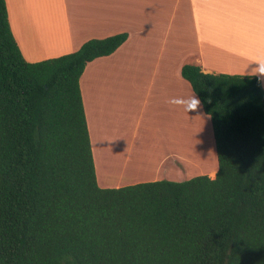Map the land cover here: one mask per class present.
Here are the masks:
<instances>
[{"label":"trees","instance_id":"obj_1","mask_svg":"<svg viewBox=\"0 0 264 264\" xmlns=\"http://www.w3.org/2000/svg\"><path fill=\"white\" fill-rule=\"evenodd\" d=\"M127 33L26 60L0 0V264H264V86L186 64L218 171L102 188L81 78Z\"/></svg>","mask_w":264,"mask_h":264},{"label":"crops","instance_id":"obj_2","mask_svg":"<svg viewBox=\"0 0 264 264\" xmlns=\"http://www.w3.org/2000/svg\"><path fill=\"white\" fill-rule=\"evenodd\" d=\"M20 2L48 59L74 53L91 39L129 35L113 55L88 64L81 78L100 187L186 181V143L179 148L176 136L187 128L188 112L168 100L195 94L182 77L186 64L209 74L243 72L249 63L247 55L256 53L255 42L227 35L226 10L221 7L242 0H59L58 12L51 0H7L12 31L26 60L32 62L13 28ZM129 60L136 65L127 76L134 85L118 113L112 90L96 92L94 80L104 66L124 65ZM107 80L114 78L108 75ZM197 110L204 115L201 104ZM208 143L216 150L214 131ZM188 155L192 154L188 151ZM209 165L208 171L198 174L216 176L218 163Z\"/></svg>","mask_w":264,"mask_h":264},{"label":"rangeland","instance_id":"obj_3","mask_svg":"<svg viewBox=\"0 0 264 264\" xmlns=\"http://www.w3.org/2000/svg\"><path fill=\"white\" fill-rule=\"evenodd\" d=\"M51 2L54 4L55 12H58L57 10L60 9L59 0H51ZM19 7L20 13L15 16L17 18L16 23L15 21H13V28L16 29L17 37L27 55V58L32 62H41L47 60L49 55L47 54V51L44 50L45 48L43 49L36 40L35 32L33 31L30 24L31 19L26 16L27 14L24 11L22 2H20ZM63 53L67 54L68 52ZM129 62L130 63L124 65L113 64V67L104 66V69H102L98 73L97 66V68L94 70V73H97L96 75H99V77L94 80V90L96 92L102 90V88L112 90V93L114 95L112 100L117 102L115 104V107L118 113L120 112L122 100L123 102L127 100L129 89L133 88L134 85L132 81L130 84V80L127 76L129 75L131 70L136 67V65L134 64V61L132 62L129 60ZM108 75L114 78V81H108ZM182 131V134L178 133L176 136V144L179 148H182L186 143V146L183 147L187 151V156L183 157V160L186 164L184 175L188 178L187 180H189L197 176H201V174H198L199 170L208 171L210 168V163H213V165L214 162L218 163V157L216 153H213L214 151H216L213 144L208 143L210 132L213 136V127L209 117L205 113L204 115H201L197 109L195 111H190L188 113V126L187 128H185V130ZM181 143L183 144V146L180 145ZM189 147L191 148V150L189 149ZM188 151L192 155L189 156ZM207 165H209V167H207ZM215 177L216 176H212L211 178Z\"/></svg>","mask_w":264,"mask_h":264},{"label":"clouds","instance_id":"obj_4","mask_svg":"<svg viewBox=\"0 0 264 264\" xmlns=\"http://www.w3.org/2000/svg\"><path fill=\"white\" fill-rule=\"evenodd\" d=\"M221 7L226 10L224 23L227 35L252 40L256 45V53L247 55L249 63L240 75L242 78L256 77L258 81H264V0H259L258 3H247L242 0ZM168 103L181 105L189 113L195 111L201 101L194 94L189 98L173 97Z\"/></svg>","mask_w":264,"mask_h":264}]
</instances>
